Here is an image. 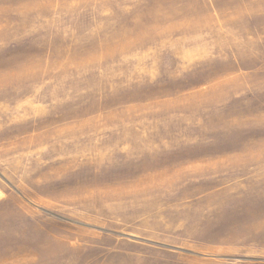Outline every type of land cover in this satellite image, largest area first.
<instances>
[{
	"label": "rangeland",
	"instance_id": "1",
	"mask_svg": "<svg viewBox=\"0 0 264 264\" xmlns=\"http://www.w3.org/2000/svg\"><path fill=\"white\" fill-rule=\"evenodd\" d=\"M0 264H264V0H0Z\"/></svg>",
	"mask_w": 264,
	"mask_h": 264
}]
</instances>
